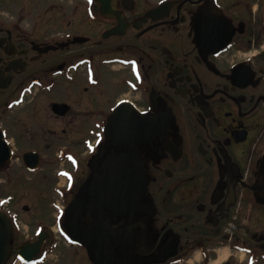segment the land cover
<instances>
[{"label": "flooded vegetation", "instance_id": "obj_1", "mask_svg": "<svg viewBox=\"0 0 264 264\" xmlns=\"http://www.w3.org/2000/svg\"><path fill=\"white\" fill-rule=\"evenodd\" d=\"M114 1L0 0V188L54 197L15 247L264 264V0Z\"/></svg>", "mask_w": 264, "mask_h": 264}, {"label": "rangeland", "instance_id": "obj_2", "mask_svg": "<svg viewBox=\"0 0 264 264\" xmlns=\"http://www.w3.org/2000/svg\"><path fill=\"white\" fill-rule=\"evenodd\" d=\"M38 181L40 182V179L37 180L28 177L25 178V182L21 187H14L10 190L9 188L11 187L8 185L5 187L2 184L3 187L0 188V202L5 201L2 200L3 196H10V200H8L10 209L17 214L18 220H21L20 223L23 226L22 229L24 228L25 234H33V230L37 225V217H39H36L35 214L38 205L41 204L44 211H46V209L49 208L48 201L53 202L54 199L52 195L45 194L41 191V182L38 185ZM61 183H63V181ZM40 196H42V198ZM24 205L28 206L27 210ZM55 240L56 244L54 246V251L48 256L45 264H84V262L81 261L83 251H81L80 248L70 245L58 236Z\"/></svg>", "mask_w": 264, "mask_h": 264}, {"label": "water", "instance_id": "obj_3", "mask_svg": "<svg viewBox=\"0 0 264 264\" xmlns=\"http://www.w3.org/2000/svg\"><path fill=\"white\" fill-rule=\"evenodd\" d=\"M101 4V11H112L114 0H98ZM122 179L118 180L117 182H121ZM115 183V180H113V184ZM112 184V185H113ZM83 228L82 234L85 235ZM12 226L8 219V217L0 211V264H5L7 261V258L9 257L10 251H11V239H12ZM93 237L89 239V241L86 240V245L88 247L89 252L92 255L93 260L95 263L98 264H112V259L109 258L111 263L106 262L105 256L107 255L109 251V247L104 242V239H99L96 241L92 240ZM42 236H40V239L36 241L35 243L28 244L25 243L23 247L20 248L18 252V257H20L22 260L30 261L34 254H36L39 250V247L41 245ZM116 263V262H115Z\"/></svg>", "mask_w": 264, "mask_h": 264}]
</instances>
